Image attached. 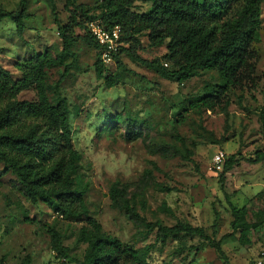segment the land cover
<instances>
[{
    "label": "rangeland",
    "instance_id": "rangeland-1",
    "mask_svg": "<svg viewBox=\"0 0 264 264\" xmlns=\"http://www.w3.org/2000/svg\"><path fill=\"white\" fill-rule=\"evenodd\" d=\"M101 0H77L86 8ZM20 0H0L7 10H16ZM65 0H28L31 17L25 20L23 38L11 18L0 20V62L16 77V63L35 52L49 51L54 58L63 51L60 26L69 25L75 39L65 63L47 69L46 88L52 103L68 101L69 125L74 147L80 152L78 183L89 184L86 194L89 213L103 231L125 245L140 249L151 264H254L264 249V162L253 163L257 150L264 147L260 122L264 104V4L261 40L253 44V80L231 86L222 101L212 109L197 105L207 95L208 84L225 81L216 70H201L184 82L166 79L154 70L121 53L123 66H106L104 77L96 72L100 54L86 38L77 22L90 19ZM152 0H137L132 9L148 12ZM228 11L227 17L238 8ZM93 9L89 16L99 15ZM88 16V17H89ZM137 54L147 60L161 58L166 44L151 46L147 33L139 36ZM131 42L125 37L124 47ZM170 68L171 66H166ZM112 75L116 85L109 87L105 77ZM34 89L23 90L17 100H34ZM9 101L0 103V110ZM30 125L32 121H27ZM235 164L220 182L223 170L214 167L217 152ZM190 154L192 160L185 155ZM0 163V258L7 264H78L57 258L51 248L48 227L56 228L70 254L82 261L87 243L80 241L84 221L65 218L46 203H32L25 196L22 182L14 172L2 173ZM120 181L144 220H131L125 211L112 205L111 185ZM223 185V186H222ZM230 203L246 206L248 219L257 224L249 232L250 244L243 246L233 231ZM191 224L210 237L221 240L227 258L193 235L158 238L157 224Z\"/></svg>",
    "mask_w": 264,
    "mask_h": 264
},
{
    "label": "trees",
    "instance_id": "trees-1",
    "mask_svg": "<svg viewBox=\"0 0 264 264\" xmlns=\"http://www.w3.org/2000/svg\"><path fill=\"white\" fill-rule=\"evenodd\" d=\"M136 1L101 0L94 7L86 8L77 0H65V5L66 8L73 7V21L76 22L78 12L81 17L90 18L86 25L84 22L77 24L86 30V38L94 44L99 54L100 47L90 33L88 23L100 19L106 28L121 26V41L126 37L131 44L129 47L121 46L116 56L118 66H123L120 56L126 52L133 61L176 82H184L201 70H216L225 82L208 84L206 89L209 93L200 99L199 106L212 109L222 101L229 87L253 80V44L261 40L264 0H152L148 12L134 11L132 7ZM27 3L28 0H20L16 10H7L0 5V20L11 18L21 38L25 20L31 17ZM233 4L240 6L234 15L227 17ZM93 9L100 10L98 16H89ZM59 28L63 35V51L59 57L54 58L49 51L35 52L28 60L16 63L20 72L17 77L0 62V103L9 101L0 110L2 173L14 172L22 182L25 196L32 203L42 201L58 215L85 222L79 231L80 241L87 243L82 261L70 254L61 233L54 227H48L51 248L57 258L78 264H151L140 249L125 245L119 238L103 231L102 224L89 213L86 202L89 184L82 185L76 180L81 154L73 144L68 101L63 97L52 103L46 88L47 69L65 65L61 82L76 57L71 49L75 40L70 35L71 28L69 25H59ZM145 32L151 46L166 44L167 51L161 58L147 60L137 54L139 36ZM67 55L73 56L70 64L65 63ZM169 65L170 68L166 67ZM95 67L97 74L104 77L106 65L101 57ZM105 80L109 87L116 85V78L112 75H106ZM27 89L36 91V99L17 100V95ZM29 120L32 121L30 125L27 123ZM260 122L264 133V104ZM185 156L192 160L189 153ZM250 161L264 162V147L257 150ZM235 162L234 156L226 159L220 175L222 184ZM125 194L121 182L115 181L109 190L112 205L123 209L131 220L142 222L143 216ZM230 206L233 231L224 238L239 234V242L248 246L249 232L258 223L248 219L246 206L237 207L232 203ZM156 226L161 243L180 234L193 235L227 258L221 240L210 237L200 227L188 223ZM0 264H7L4 257L0 258Z\"/></svg>",
    "mask_w": 264,
    "mask_h": 264
},
{
    "label": "built area",
    "instance_id": "built-area-1",
    "mask_svg": "<svg viewBox=\"0 0 264 264\" xmlns=\"http://www.w3.org/2000/svg\"><path fill=\"white\" fill-rule=\"evenodd\" d=\"M88 28L101 50V60L106 66L116 63V56L123 45L122 28L119 25L113 28H106L100 19L92 20L88 23ZM167 65V64H165ZM214 167L223 170L225 164V153L219 151L214 156ZM254 264H264V249L257 254Z\"/></svg>",
    "mask_w": 264,
    "mask_h": 264
}]
</instances>
